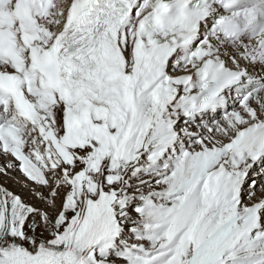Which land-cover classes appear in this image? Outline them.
I'll list each match as a JSON object with an SVG mask.
<instances>
[{"label": "snow or ice", "instance_id": "obj_1", "mask_svg": "<svg viewBox=\"0 0 264 264\" xmlns=\"http://www.w3.org/2000/svg\"><path fill=\"white\" fill-rule=\"evenodd\" d=\"M0 177V264H264V0H0Z\"/></svg>", "mask_w": 264, "mask_h": 264}, {"label": "bare ground", "instance_id": "obj_2", "mask_svg": "<svg viewBox=\"0 0 264 264\" xmlns=\"http://www.w3.org/2000/svg\"><path fill=\"white\" fill-rule=\"evenodd\" d=\"M16 176H18L19 177L18 179H20V180L23 179L19 172H15L12 176L9 177L8 183H9L10 187L13 186V185H16L17 186V190H19L18 189V185L15 184V179H17V178H15ZM0 180H3V177H0ZM16 186H15V188H16Z\"/></svg>", "mask_w": 264, "mask_h": 264}, {"label": "rangeland", "instance_id": "obj_3", "mask_svg": "<svg viewBox=\"0 0 264 264\" xmlns=\"http://www.w3.org/2000/svg\"><path fill=\"white\" fill-rule=\"evenodd\" d=\"M15 178H19L18 176H16ZM23 178V177H22ZM21 180H23V179H21ZM16 184V183H15ZM15 186L16 185H13V186H11L12 188H14V189H17V186H16V188H15Z\"/></svg>", "mask_w": 264, "mask_h": 264}]
</instances>
